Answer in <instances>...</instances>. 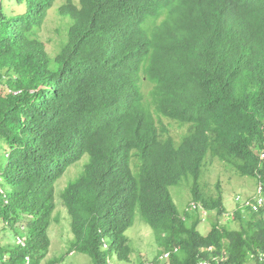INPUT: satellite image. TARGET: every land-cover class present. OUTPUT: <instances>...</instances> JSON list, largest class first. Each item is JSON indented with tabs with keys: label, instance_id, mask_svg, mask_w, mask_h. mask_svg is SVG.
Listing matches in <instances>:
<instances>
[{
	"label": "trees",
	"instance_id": "trees-1",
	"mask_svg": "<svg viewBox=\"0 0 264 264\" xmlns=\"http://www.w3.org/2000/svg\"><path fill=\"white\" fill-rule=\"evenodd\" d=\"M56 3H0V229L25 235L0 245V264L63 263H42L56 182L86 154L62 192L69 253L147 264L126 234L139 209L156 233L153 264H264V210L222 223L221 182L202 184L219 161L264 187V0H62L68 34L51 56L42 33ZM162 118L189 126L178 143ZM184 177L217 214L207 233L202 211L173 199Z\"/></svg>",
	"mask_w": 264,
	"mask_h": 264
},
{
	"label": "rangeland",
	"instance_id": "rangeland-1",
	"mask_svg": "<svg viewBox=\"0 0 264 264\" xmlns=\"http://www.w3.org/2000/svg\"><path fill=\"white\" fill-rule=\"evenodd\" d=\"M62 2L57 0V3L50 11L45 24V29L42 33L43 38L48 41V50L51 56H54L60 49V41L62 36L68 34V28L66 31L67 19L62 18L57 12L56 7ZM10 11V9H8ZM60 29L61 33L56 29ZM66 31V32H63ZM51 37V38H49ZM152 84L148 82L143 83V91L146 99H150L149 92L152 88ZM163 123L170 130V133L174 136L178 143L180 136L189 129V126L177 123L167 118H162ZM180 138V139H179ZM89 161V155L86 154L76 164L69 167L67 171L56 182V209L53 213V218L49 228L50 248L47 257L42 260V263H46L49 259L62 258V264H92L90 256L77 251L69 253L73 248L74 236L71 230V216L63 204L62 192L65 187L72 181L76 180L84 170L85 164ZM191 177H184L180 182L171 185L170 191L173 199L181 213L187 211L190 202L194 201L192 195V182ZM220 181L225 196V206L227 208L226 215L220 218L222 223H233L232 220L235 210L238 207L237 196L252 197L257 191L256 187L258 181L250 176H240L232 166L225 168V165L219 161H215L208 166L207 171L204 173L202 184H206L207 188L214 190L216 183ZM3 180L0 177V186L2 187ZM4 189V188H3ZM202 211L204 222L200 225V231L207 233L211 228V222L206 220V217L211 216L212 220H216V213H206ZM207 217V218H208ZM1 227V226H0ZM24 225H21V229H24ZM26 230V228H25ZM12 231H2L0 229V245H6L7 242H18L19 238H24L20 234H15L16 238H13ZM127 236L130 238V244L133 248V259H152L158 252L157 237L153 228L147 223L144 216L139 209L136 210V218L134 224L126 231ZM113 263L118 261L116 257H113ZM136 261V260H135ZM124 263V261H123Z\"/></svg>",
	"mask_w": 264,
	"mask_h": 264
},
{
	"label": "built area",
	"instance_id": "built-area-1",
	"mask_svg": "<svg viewBox=\"0 0 264 264\" xmlns=\"http://www.w3.org/2000/svg\"><path fill=\"white\" fill-rule=\"evenodd\" d=\"M262 157H264V154H262ZM237 202L240 204V208L245 211L246 209H251L253 211H261L264 210V188L262 183H260L257 186V191L252 197H243L242 195L237 196ZM192 208L194 210H200L205 212L206 211L202 208V206L199 203L193 202L192 203ZM19 242L23 245H25L24 238H19ZM104 247H108V243L104 244ZM177 250V249H176ZM171 252H165L160 256L161 260H167L170 257ZM108 264H125V263H119L111 261V259L108 260ZM147 264H153L152 261H149Z\"/></svg>",
	"mask_w": 264,
	"mask_h": 264
},
{
	"label": "clouds",
	"instance_id": "clouds-1",
	"mask_svg": "<svg viewBox=\"0 0 264 264\" xmlns=\"http://www.w3.org/2000/svg\"><path fill=\"white\" fill-rule=\"evenodd\" d=\"M0 3H1V0H0ZM262 154H264V152L262 151L261 153H260V155H261V158L263 159L264 157H262ZM260 183H262L261 181L258 183V185L260 184ZM3 184V183H2ZM257 185V186H258ZM263 185V184H262ZM3 187V186H2ZM264 188V187H263ZM256 189H257V187H256ZM0 191L1 192H3L4 193V189L3 188H1V186H0ZM253 196V195H252ZM193 202H196V201H192L191 203H193ZM196 203H198V202H196ZM200 204V203H199ZM201 206H202V208L205 210V208L203 207V205L202 204H200ZM237 209H239L240 211H242L243 213L246 211V210H248V209H246L245 211H243L241 208H240V204H239V202H238V207H237ZM236 209V210H237ZM235 210V211H236ZM251 210V209H250ZM195 211H200V210H195ZM206 211V210H205ZM253 211V210H252ZM262 211V210H261ZM255 212H258V211H255ZM206 213H208V211H206ZM204 215H206V214H204ZM22 230H25V227H24V229H22ZM21 235V234H20ZM21 236H24V241H25V235H21ZM20 243V242H19ZM105 243H108V247H109V242L108 241H105ZM104 243V244H105ZM21 244V243H20ZM23 245V244H22ZM107 247V248H108ZM105 248V247H104ZM166 252H168V251H166ZM169 252H171V251H169ZM72 253V252H71ZM165 253V252H164ZM170 256H171V254H170ZM160 258V257H159ZM170 258V257H169ZM112 260V259H111ZM146 260H149V261H152L153 262V260H154V258H152V259H145V261ZM169 259H167V260H162V261H168ZM148 261V262H149ZM116 262H119V263H123V261H116ZM147 262V263H148ZM125 263V262H124ZM154 263V262H153ZM125 264H140V263H134V262H132V263H125ZM204 264H206V263H204Z\"/></svg>",
	"mask_w": 264,
	"mask_h": 264
},
{
	"label": "bare ground",
	"instance_id": "bare-ground-1",
	"mask_svg": "<svg viewBox=\"0 0 264 264\" xmlns=\"http://www.w3.org/2000/svg\"><path fill=\"white\" fill-rule=\"evenodd\" d=\"M190 204H191L190 206H192V203H190ZM190 206H189V207H190ZM189 207H188V208H189ZM159 259H160V258H159ZM160 260H161V259H160Z\"/></svg>",
	"mask_w": 264,
	"mask_h": 264
}]
</instances>
